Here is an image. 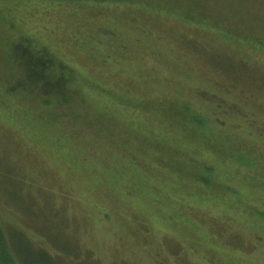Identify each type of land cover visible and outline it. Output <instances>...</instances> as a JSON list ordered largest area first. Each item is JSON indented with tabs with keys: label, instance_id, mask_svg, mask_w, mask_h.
I'll return each mask as SVG.
<instances>
[{
	"label": "rangeland",
	"instance_id": "obj_1",
	"mask_svg": "<svg viewBox=\"0 0 264 264\" xmlns=\"http://www.w3.org/2000/svg\"><path fill=\"white\" fill-rule=\"evenodd\" d=\"M108 1L0 0V101L5 109L0 114L3 118L1 124L7 127L9 111L6 108L10 106L12 110L15 101L26 105L33 104L32 107L38 104L33 99L37 94L32 95L28 80H24L25 61L37 60L41 55H32L33 51L25 55L20 53L16 48L20 34L25 33L33 38L35 41L33 47H48L50 52L67 62L72 70L82 72L88 81L93 80L101 86H113L115 89H118V83L114 73L120 72L122 73L120 76L124 78L128 75L127 71L137 65V59L133 56L121 63H116L115 58H112L114 55L120 57L124 51L120 43L126 35L119 31L118 27L124 28L133 35L144 32L149 37H158L156 42H161L157 45L160 49L165 41L174 49L176 41L194 38L192 36H200L199 39L206 38L204 41L207 44H214L217 39L205 36L206 32H200V28L199 31L193 30L190 26L192 24L185 22L186 14L191 13L194 21L202 20L204 29L212 26L224 28L233 34L245 36L252 43L264 45V0H111L114 5L109 4ZM182 18L184 22L176 23V19ZM179 31L183 33L179 34ZM194 39L196 45L204 42ZM250 54L257 62L264 65V53L250 51ZM105 58H107L106 63H104ZM254 67L255 65L251 67V74L248 76L251 78L244 77L249 80L245 93L237 90L235 94H226L228 97L225 100L226 104L240 105L243 111L239 107L236 110L215 111V117L225 122L224 125L214 120L216 126L212 133L205 132L204 138L190 136L191 140L196 141V145L201 148L204 146L202 141H211L223 154L227 153L229 156L231 151L234 155H242L243 158L244 155L246 156L244 167L247 170L243 169L237 178L235 174V179L228 184L226 182L221 184L219 179L217 184L219 185L220 182L226 192H232V198H239L252 208V211L250 209L252 216L248 218L242 215L236 204L228 206L219 200L213 203L201 201L198 199L199 194L189 186H182L180 183L176 185L180 194L185 196L179 200L189 205L195 215L204 218L202 226L215 225L218 228L220 236L225 241L221 246L212 241V235L206 230H194L189 223L178 226L174 224L178 222V216L176 211L170 208H173L175 203H168L166 198H164L165 203H156V198H121L119 191L97 193L92 188L90 176L85 172L84 176H80L79 169L72 167L74 164L70 165L71 158L64 151L54 154L39 151V156L49 157V160L45 159L47 165L40 167L34 163L29 171L20 175L21 181L18 184L8 185L6 180L0 179L4 184L0 185V211L6 216L4 220L11 237V244L6 241V247L12 252L16 251L25 264H40L36 251L30 250L24 238L20 236V234L29 238L34 236L28 227L30 210L32 211L34 206H39L36 208L39 213L43 205L39 203L45 199L41 198L37 203L28 199V192H32L35 185L37 188H49L54 192L55 198L49 199L62 208L60 217H54V214L59 212L58 207L54 205L53 210L44 207L42 211L44 215L41 214L38 219V222L42 223L45 216L48 220L47 231H41L45 232L44 238L34 236L35 244L41 242L44 245L50 244L58 256V262L52 260L47 264H264V140L257 139L255 132L247 123L249 121L255 125V122H258L256 115L259 117V122L264 123V88L256 83L259 79L253 73ZM108 68H112L111 78ZM184 72L188 79L187 85L178 86V89L199 87L208 79L211 83L218 78L215 74L208 75L209 72H205L204 69L202 74L199 70L192 69L196 76L194 79H190V71L184 69ZM158 77L161 86L164 84L165 90L170 91L168 94L172 98L175 95L176 99L179 94L166 85L168 80L173 79L170 70H160ZM262 78H264V68ZM86 87L87 84L83 83L82 90L85 92ZM9 90L13 92V96L8 93ZM69 92L74 95L73 91ZM160 92L163 93V89ZM189 95L190 93L187 92L184 97ZM105 96L116 105L131 102L129 98L120 96L115 91L106 93ZM150 98L152 99L151 96ZM201 101H204L203 97ZM201 101L193 100L195 107L208 114L206 107L209 103ZM76 105L77 113L73 112V117L80 116L79 114L87 109L89 115L87 119L96 118L94 106L98 104L90 106L87 102L84 106L76 102ZM248 106L253 107L255 112L251 110L245 112ZM120 110L116 115L117 119L112 116L102 117L97 123L91 124L92 127L85 129L86 136L89 135L90 130L95 133L97 144L105 147L108 142L105 133L109 132L110 128L114 130L117 125L119 130H125L132 138L125 147L116 150L120 155L125 158L137 152L139 155L152 158V152L145 153L136 147L138 145L136 138H140L141 127L136 128V122L133 120L130 122L128 117L130 112L122 117L119 114ZM16 113H14L15 118L22 119L27 111L20 107ZM98 128L99 130L104 128L105 133L99 134ZM3 129L4 131L0 130V152L13 153L11 148L14 144L2 135L7 131L6 128ZM100 151L99 149L98 152ZM248 152L251 158L248 157ZM74 153L79 154L80 151L75 150ZM204 160L205 163L200 167V175L206 168L215 165L212 156ZM228 160V163L235 165L231 158ZM43 167H45L44 171ZM84 167L88 169L87 165ZM234 169L235 167H229L232 172L235 171ZM32 174L38 177L33 180ZM48 174L53 176L49 181H45L43 176ZM244 175L247 177L245 180ZM170 183L175 185V182ZM164 188L170 191L169 187ZM171 214L174 215L173 221L169 220ZM190 220L193 221L192 224L195 222L193 218ZM170 239L179 241L181 246L169 241ZM198 241H200L199 245ZM39 246L43 247V245ZM63 249L67 252L64 253ZM71 252L80 257L82 254V257L85 255L84 257L90 256V258L83 257L79 260L82 262L64 258Z\"/></svg>",
	"mask_w": 264,
	"mask_h": 264
},
{
	"label": "trees",
	"instance_id": "obj_2",
	"mask_svg": "<svg viewBox=\"0 0 264 264\" xmlns=\"http://www.w3.org/2000/svg\"><path fill=\"white\" fill-rule=\"evenodd\" d=\"M108 3L114 5L111 0ZM159 13L163 14L161 11ZM185 18V22L192 24L190 26L193 27V30L199 31L198 28H200V32H206L205 36L215 38L217 41L210 45L204 41L206 38L199 39L200 36H192L204 42L196 45L194 38L179 40L175 42L176 48L173 49V46L165 41L161 44L162 48L160 49L157 45L161 42H156L159 39L158 37H149L144 32L133 35L125 31L124 28H117L126 35L122 42H119L124 51H122L123 54L120 57L114 55L112 58H115L116 63H121L128 57L133 56L137 59V65L134 68H138L127 71L128 75L124 78L120 76L122 73H114L118 89L113 88V86H101L93 80L88 81L82 72L72 70L67 62L55 53L50 52L48 47H33L35 42L33 38L25 33L20 34L19 42L17 41L16 45L17 50L23 55L31 51L34 53L32 55H41L37 60L25 61L26 76L24 80H28L32 95L37 94L33 99L38 104H34L36 106L32 107L33 104L28 105V103L26 105L15 101L12 110H10V106L7 107L9 121L6 126L8 128L1 124L3 118L0 117V130L7 129L2 135L14 144L11 148L13 153L2 154L0 152V179L6 180L8 185L18 184L21 181L20 175L29 171L34 163L40 165V167L47 165L45 159L48 158L49 160V157L39 156V151L51 154L64 151L71 158L72 163L67 160L70 165L74 164L72 167L79 169L78 174L80 176H84V172L87 176H90L91 182H89L97 193L111 192V190L119 191L121 192V198H156V203H165L164 198H166L168 203H175L174 207L170 208V210L174 209L178 216V222L174 224L178 226L179 224L189 223L194 227V230H206L212 235V241L221 246L225 241L220 236L218 228L215 225L207 226L204 224L202 226L204 218L195 215L189 205L179 200V198L185 196L180 194V190L176 185L180 183L182 186H189L199 194V197L196 196L201 201L213 203V201L219 200L228 206L236 204L242 215L248 218L252 216L250 212L252 208H249L239 198H232V192H226L221 186L224 182L228 184V182L235 179V174L237 178L243 169L247 170L244 167L246 156L244 155L243 158L242 155H234L231 151H229V156L227 153L223 154L211 141H202L204 146L201 148L198 144L196 145V141L191 140L192 137L190 138V136L204 138L205 132L211 131L212 133L216 126L214 120L219 122L220 125H224L225 122L215 117V111L236 110L238 107L243 111L240 105L231 104L229 106L226 104L225 100L228 99L226 94H235L237 90L240 93H245L244 91L249 84V80L245 78H251L248 76H250L251 67L254 65L253 73L259 79L256 83L259 87L264 88V78H262L264 65L257 62L250 54V51L264 53V45L252 43L245 36L241 37L238 34H233L224 28L212 26L204 29L202 28V20L194 21L191 13H187ZM176 20V23L184 22V18ZM180 24L178 25L181 26ZM182 33L179 31V34ZM175 54L178 56H175ZM106 62L107 58L104 60V63ZM108 65H112V63H108ZM35 66L36 69H34ZM108 69L111 78L110 71L112 68ZM163 69L170 70L173 79L168 80L166 85L179 94L176 99L175 95L172 98L168 94L170 91L165 90L164 84L161 86L158 72ZM184 69L191 72L190 79L196 78L192 69L199 70L200 74L204 69L205 72H209L208 75L212 74L214 76L215 74L218 78L211 83L208 82L210 81L208 79L204 85L199 87H180L178 89V86H186L188 82ZM131 71L132 73H130ZM83 83L87 84L86 92L82 90ZM239 87L241 88L238 89ZM162 89L163 93L160 92ZM10 90L8 93L13 96V92ZM69 91H73L74 95L69 94ZM113 91L120 96L129 98L131 102L120 103L121 106L119 107L120 104L116 105L114 102L109 101L105 94L113 93ZM187 92L190 95L184 97ZM202 97L204 101H201ZM195 99L202 103H209V107H206L208 114L195 107L193 102ZM76 102L78 105L84 104V106L87 102L90 106L95 103L98 104L94 106L96 107V118L93 120L87 119V116H89L87 109L79 114L80 116L73 117L72 113H77L75 109L77 107ZM20 107L25 108L27 111L22 119L15 118L16 115L14 114ZM119 109H121L119 114L122 117L130 112L128 116L130 122L133 120L136 122V128L141 127V130H139L140 138H136L138 140L136 147L145 153L152 152V158L144 157L137 152L132 153L133 158H131L132 156L124 158L120 155L116 150L125 147L128 142H131L132 138L125 130H119L117 125H115L114 130L110 128V131L106 133L104 128H100V130L98 128L99 134L103 135L105 133L106 138H108L105 147L97 144L96 135L90 130L89 135L86 136L85 129L92 127L91 124L97 123L99 118L112 116L117 119L116 115H118ZM4 110L0 101V114ZM250 110L255 112L253 107L249 106L245 112ZM255 117L258 122H255L254 125L248 121V126L255 132L257 139L264 140V123L259 122L257 115ZM113 125L112 123L111 126ZM112 138L119 139L113 140ZM99 149L100 152H98ZM123 149L125 150V148ZM75 150L80 151V153L75 154ZM249 153H247L248 157L251 158ZM210 156L214 158L215 165L206 168L203 174L200 175V167L205 163L204 159ZM229 158L232 159V163H235V165L228 163ZM261 158L263 159V154H261ZM85 165L88 169H85ZM229 167H235V171H230ZM217 170L218 173H216ZM51 176L53 174H48L43 176V179L49 181ZM36 177L38 175L32 174L33 180ZM245 178L247 177L244 175V180ZM53 179L54 177L51 178V180ZM218 179L221 180L219 185L217 184ZM170 182H175V185L173 186ZM22 184L25 185L23 182ZM0 185L4 184L0 182ZM33 187V191L28 192V199L36 203L41 198L45 199L39 203L43 204L39 213L36 209L39 206H34L32 211L30 210L31 216L28 227L36 238L41 239L45 237V232L41 231L46 230L48 220L44 216V221L40 223L38 219H40L41 214L44 215L42 212L44 207L53 210V206L58 207V205L53 204V200L49 199L56 196L49 188L46 186L47 189L37 188L35 185ZM164 187H169L170 191H166ZM191 193L193 192L191 191ZM240 198H243V196H240ZM58 210L59 212L55 213L54 217H60L62 208L58 207ZM1 213L0 211V264H25L24 260L18 257L16 251L12 252L6 247V241L11 244V237L5 223L6 216ZM173 214L169 217L171 221L174 220ZM192 218L195 220L193 224V221L190 220ZM20 236L24 238L30 250L36 251V257L39 259L40 264H47L52 260L58 262V256L50 244L44 245L43 242L35 244L34 236L30 238L22 234ZM169 241L181 246V243L177 240L170 239ZM238 241L240 242L239 239ZM197 244L199 245L200 241ZM39 245H43V247L41 248ZM64 251V253L67 252V250ZM75 254L68 253L64 258L82 262L79 260L85 255L82 257L81 254L80 257ZM86 257L84 259L90 258V256Z\"/></svg>",
	"mask_w": 264,
	"mask_h": 264
}]
</instances>
